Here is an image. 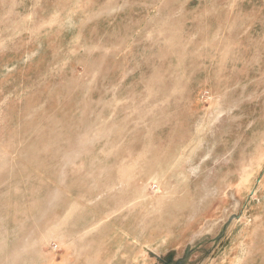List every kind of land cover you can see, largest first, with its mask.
Wrapping results in <instances>:
<instances>
[{"label":"rangeland","instance_id":"obj_1","mask_svg":"<svg viewBox=\"0 0 264 264\" xmlns=\"http://www.w3.org/2000/svg\"><path fill=\"white\" fill-rule=\"evenodd\" d=\"M232 197L208 264H264V0H0V264L182 250Z\"/></svg>","mask_w":264,"mask_h":264},{"label":"crops","instance_id":"obj_2","mask_svg":"<svg viewBox=\"0 0 264 264\" xmlns=\"http://www.w3.org/2000/svg\"><path fill=\"white\" fill-rule=\"evenodd\" d=\"M258 181H261V180L259 179ZM253 191L255 193V190L253 189L251 191V194ZM232 199H233V197H232ZM233 200H234L233 209L230 210V213H226V219L230 218V216H232L235 212H238L239 215L242 212L241 207H243V205H241L240 200H238L237 198L233 199ZM236 203L238 205L234 206ZM235 209H236V211H235ZM232 224L230 225V228H231ZM197 233L198 232H196L195 234L193 233L189 237L188 242L186 243V245L184 247H182V250H180L181 247L178 245L168 247L167 245H165V243L158 241V242H155L152 244H147L145 246H142L144 250L142 249L141 253H139L138 255H135L133 257V256H131V254L127 253L129 248H126L122 244L120 249H121V252L122 253L125 252V254L120 257L121 261L118 264H159L156 262L157 258L160 259L161 257H164L168 253L171 254V256L173 258L172 260H174V261H177L184 256L183 259L186 262H188L187 264H192L193 262H197V259L199 258V256L195 254V253H197L195 250L191 251L189 249L191 247V245L193 244L194 239L197 236L196 235ZM227 233L228 232H226V234L224 236L222 235L223 237L220 240V243H218L217 246L215 245L213 247L214 250L210 249L208 252H206L205 257L202 259V261L199 264H208V262H210L214 259L213 255L218 250L220 245L224 242V240L227 238ZM184 262H182V264H184Z\"/></svg>","mask_w":264,"mask_h":264},{"label":"flooded vegetation","instance_id":"obj_3","mask_svg":"<svg viewBox=\"0 0 264 264\" xmlns=\"http://www.w3.org/2000/svg\"><path fill=\"white\" fill-rule=\"evenodd\" d=\"M236 205H238L237 203L234 205V206H236ZM231 217V216H230ZM228 220H229V218L228 219H226L224 222H223V224H221V226H220V228H219V230H217L214 234H213V236L212 235H209V234H199V239H200V237H201V239H202V237H204V239L203 240H199V242L200 243H198V244H195V243H193L192 245H191V247L189 248L191 251H196L197 253H195L196 255H198L199 256V258L197 259V262H193L192 264H199L201 261H202V259L205 257V255H206V252H208L210 249H213V247L216 245L217 246V244L218 243H220V240L222 239V237L226 234V233H224L223 234V236H221L222 235V231L225 229V227L227 228L228 227V225L226 226V224H227V222H228ZM232 224V223H231ZM225 232H227V231H225ZM198 236V235H197ZM196 236V237H197ZM209 236H212V237H209ZM195 237V239L194 240H196L197 238ZM214 250V249H213ZM212 250V251H213ZM184 258V256L182 257V258H180L179 260H177V261H174V260H172L173 258H172V256H171V254L170 253H168V254H166L164 257H161L160 259L159 258H157V260H156V262L157 263H159V264H182V262H184L185 260L183 259ZM174 261V262H173ZM188 262H184V264H187Z\"/></svg>","mask_w":264,"mask_h":264},{"label":"water","instance_id":"obj_4","mask_svg":"<svg viewBox=\"0 0 264 264\" xmlns=\"http://www.w3.org/2000/svg\"><path fill=\"white\" fill-rule=\"evenodd\" d=\"M254 193V191L252 192V194ZM235 211H236V209H235ZM240 218V215L238 214V212H235L230 218H229V220H228V222H227V224H226V226L227 225H230L233 221H235L236 219H239ZM226 227H225V229L222 231V235L225 233V231H226ZM221 235V236H222Z\"/></svg>","mask_w":264,"mask_h":264}]
</instances>
